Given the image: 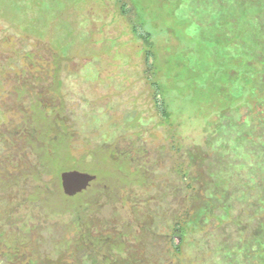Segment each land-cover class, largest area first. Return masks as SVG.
<instances>
[{"label":"rangeland","instance_id":"374dc122","mask_svg":"<svg viewBox=\"0 0 264 264\" xmlns=\"http://www.w3.org/2000/svg\"><path fill=\"white\" fill-rule=\"evenodd\" d=\"M240 14L236 0H0V264H227L232 222L264 189L247 109L261 61ZM67 170L96 179L67 196ZM177 217L200 227L180 239ZM55 242L63 261L48 262Z\"/></svg>","mask_w":264,"mask_h":264},{"label":"trees","instance_id":"16d2710c","mask_svg":"<svg viewBox=\"0 0 264 264\" xmlns=\"http://www.w3.org/2000/svg\"><path fill=\"white\" fill-rule=\"evenodd\" d=\"M236 2L238 3V8L241 13L239 16V20L241 18L240 22L249 26L247 29L248 32L244 34L243 32H240L239 37L246 44L252 42L251 45L253 47L251 53L255 60L261 61L259 65L257 63L255 65L256 70L258 71H256L254 86L259 90V93H254L256 95L255 101L252 106L248 105L247 107L248 111L252 110L251 114L256 117L255 124L258 128L256 136H261L264 135V97L260 96L261 93L264 94V91H262L264 90V0H236ZM137 36L144 41H148L149 35L147 32L137 33ZM155 105L161 116L167 117L168 113L164 106L158 102L156 95ZM240 108L238 110H240ZM255 174H257V177L256 179L253 178L254 187L255 185H258L259 187L264 186V175L262 177L257 172ZM34 176L37 180H39L38 172H36ZM44 193H46L44 189L37 188V190L35 189L31 192L30 197L35 199L41 197L44 200ZM251 199H253L252 202L250 201L251 205H254L255 209L252 210V212H250L248 208L242 209L241 212L238 213V216H235L232 222L237 231V238L234 244H232L233 246H229L227 244L223 245L219 251V254L222 257L221 259L225 260L227 264H232L233 260H235L233 258L234 251H238L237 253L240 254L238 260H235L238 264H264V189L259 191L256 197L252 196ZM206 207L208 210L207 203L203 208ZM225 208L227 207L225 206ZM226 211L228 212V209ZM202 212L204 211L201 209V213ZM208 212L210 211L208 210ZM219 216L221 217V215ZM243 216L245 217V220H243ZM199 227L200 222L197 217L196 219L189 221L177 217L173 223L172 229L174 233L179 235L180 239H182L185 233L189 230L198 229ZM13 241L14 239H12V242ZM180 241L175 244L176 253L178 252ZM53 244V249H50V251H48L45 255L46 261L51 262L54 259L52 253H56L55 255H57L55 259L63 261L64 250L60 249L61 243L59 244V242H55ZM32 253L33 257L29 260L28 264L37 263V259L35 258L37 257V254L34 251H32ZM251 254H253V256ZM87 259L89 264H96L97 260L93 255ZM99 261V263H102L101 259Z\"/></svg>","mask_w":264,"mask_h":264},{"label":"water","instance_id":"95a60500","mask_svg":"<svg viewBox=\"0 0 264 264\" xmlns=\"http://www.w3.org/2000/svg\"><path fill=\"white\" fill-rule=\"evenodd\" d=\"M95 179L94 174L78 170H67L60 173L61 187L67 196H74L84 191Z\"/></svg>","mask_w":264,"mask_h":264}]
</instances>
